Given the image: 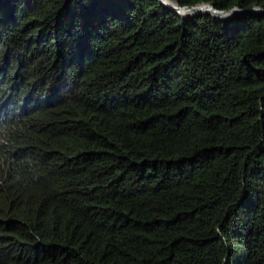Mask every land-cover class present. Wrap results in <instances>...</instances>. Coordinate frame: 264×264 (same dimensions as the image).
I'll use <instances>...</instances> for the list:
<instances>
[{"label": "trees", "instance_id": "trees-1", "mask_svg": "<svg viewBox=\"0 0 264 264\" xmlns=\"http://www.w3.org/2000/svg\"><path fill=\"white\" fill-rule=\"evenodd\" d=\"M0 264H264V13L0 0Z\"/></svg>", "mask_w": 264, "mask_h": 264}, {"label": "clouds", "instance_id": "clouds-1", "mask_svg": "<svg viewBox=\"0 0 264 264\" xmlns=\"http://www.w3.org/2000/svg\"><path fill=\"white\" fill-rule=\"evenodd\" d=\"M160 1V0H159ZM164 1V0H163ZM175 2H176V6L178 7V6H180V7H183L184 5H189V6H196V5H199V4H201V3H206V4H212V3H209V2H199V3H196V4H194V5H190V4H180L179 2H178V0H174ZM161 2V1H160ZM166 2V1H165ZM162 3V2H161ZM167 3V2H166ZM163 4V3H162ZM168 4H170V3H168ZM164 5V4H163ZM170 5H172V4H170ZM213 5V4H212ZM172 6H174V5H172ZM214 6V5H213ZM255 6V5H254ZM166 7V6H165ZM232 7H234V6H232ZM238 7V6H237ZM167 9H170V10H173V11H175V12H177L175 9H171V8H168V7H166ZM185 8H187V7H185ZM189 8V7H188ZM214 8L215 9H219V8H216L215 6H214ZM229 8H231V7H229ZM181 9H183V8H181ZM224 9H227V8H224ZM177 13H179V14H186L187 16L188 15H196V14H200V13H209V14H211L212 16H214V17H217V18H219V19H221V20H229V19H232V18H234V17H237V15H235V14H233V15H231V16H229V17H222V16H220V14L219 13H217L216 15L214 14V13H212L211 12V10H209V9H203L201 12H195V11H189V12H177ZM250 13H258V12H250ZM262 13H264V12H262ZM259 14V13H258ZM240 15V14H239ZM44 205H46V207L48 208L47 209V211L52 215V216H54V217H56V218H59V219H61L62 221H65V220H67V221H74L75 219H73L70 215H67L66 214V212L61 208V207H59V206H57V205H55V204H53V203H51V202H44L43 203ZM67 218V219H66ZM69 218V219H68Z\"/></svg>", "mask_w": 264, "mask_h": 264}, {"label": "water", "instance_id": "water-1", "mask_svg": "<svg viewBox=\"0 0 264 264\" xmlns=\"http://www.w3.org/2000/svg\"><path fill=\"white\" fill-rule=\"evenodd\" d=\"M160 1L164 4V6L171 8V9H175L177 12H180L181 8H185V7H189L195 12H201L203 9H209L215 15L217 13L228 14L230 12H232L235 15L246 14V13H250V12H258V13L264 12V7H261L258 5H255L252 8H240V7L234 6V7L227 8V9H215L212 4H206V3H201V4L196 5V6L184 5L183 7H180V6L177 7V6H172L163 0H160Z\"/></svg>", "mask_w": 264, "mask_h": 264}, {"label": "bare ground", "instance_id": "bare-ground-1", "mask_svg": "<svg viewBox=\"0 0 264 264\" xmlns=\"http://www.w3.org/2000/svg\"><path fill=\"white\" fill-rule=\"evenodd\" d=\"M174 6H176V2H175V5ZM183 10H192L191 8H183ZM231 15H233V13L232 12H230V13H228V14H222V17H229V16H231Z\"/></svg>", "mask_w": 264, "mask_h": 264}, {"label": "rangeland", "instance_id": "rangeland-1", "mask_svg": "<svg viewBox=\"0 0 264 264\" xmlns=\"http://www.w3.org/2000/svg\"><path fill=\"white\" fill-rule=\"evenodd\" d=\"M67 219V218H66ZM69 219V218H68Z\"/></svg>", "mask_w": 264, "mask_h": 264}]
</instances>
